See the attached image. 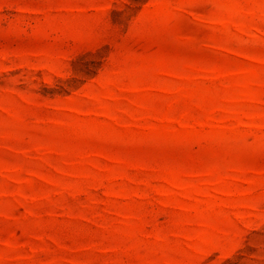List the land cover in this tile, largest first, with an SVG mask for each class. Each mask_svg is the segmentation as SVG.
<instances>
[{
	"label": "rangeland",
	"instance_id": "obj_1",
	"mask_svg": "<svg viewBox=\"0 0 264 264\" xmlns=\"http://www.w3.org/2000/svg\"><path fill=\"white\" fill-rule=\"evenodd\" d=\"M0 264H264V0H0Z\"/></svg>",
	"mask_w": 264,
	"mask_h": 264
}]
</instances>
